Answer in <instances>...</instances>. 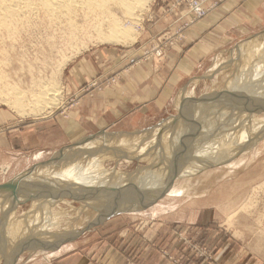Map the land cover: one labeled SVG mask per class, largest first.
Here are the masks:
<instances>
[{
  "label": "rangeland",
  "instance_id": "obj_1",
  "mask_svg": "<svg viewBox=\"0 0 264 264\" xmlns=\"http://www.w3.org/2000/svg\"><path fill=\"white\" fill-rule=\"evenodd\" d=\"M114 3L110 1L101 11L122 17L132 37L124 44L99 40L96 25L101 11L77 12L70 29L49 22L42 14L13 37L3 34L0 47L6 52L0 68L5 78L0 79V186L4 185L0 187V264H53L74 252L84 253L94 264H138L153 257L156 264H264V126L242 137L239 134L235 140L223 136L224 140L212 147L226 146L234 151L206 158L199 156H205L214 141L204 145L198 140V147L193 149V140L188 141L185 132L198 110L202 115L196 116L192 129L215 112L214 108L206 112L209 107H204L205 103L200 105L213 89L222 91L220 100L225 101L219 102V109L237 118L244 106L238 103L241 97L245 101L248 89L245 77L264 63V51H260L264 27L237 37L229 50L218 53L215 62L183 85L164 113L155 117L154 124L126 131L112 126L103 129L106 132L101 136L97 137L101 131L89 133L59 146L53 141L62 142V136L53 127L44 129L41 142H35L37 124L52 118L61 123L80 103L81 96L70 89L67 80L77 63L96 61L93 53L103 49L123 50V63L130 62L124 64L126 69L112 63L107 71L96 73L81 86L85 93L106 91L129 66L167 57L187 36L180 35L183 30L188 31L223 2L204 0L209 11L197 18L190 0H148L142 10L136 11L134 21L124 18L123 6ZM180 9L186 10L187 17L183 14L167 25L168 17ZM158 50L162 56L157 55ZM48 84L60 90L59 103L52 105L51 113L32 110L30 98L25 113H18L6 102L20 96L17 91L31 95V90L40 91ZM261 95L254 97L263 101ZM232 96L239 98L234 100ZM254 117L264 125V106ZM91 134L97 138L93 140ZM154 134L157 138L166 136L161 141ZM112 142L108 151H102V146ZM169 144L168 155H161ZM77 145L85 146L68 151ZM66 151L69 154H63ZM103 156L106 158L101 161ZM67 157L71 158L69 164ZM177 157H182L184 164L178 176L169 180ZM105 176L111 178L110 185L99 184ZM13 182V186L8 184ZM11 187L14 190H9ZM106 187H132L143 196L135 195L133 206L126 205L127 209L118 210L74 240L57 246L62 238L86 227L100 214L98 207L110 201L107 197L82 196L91 188ZM65 190L72 195L55 196ZM39 191L48 195L39 197Z\"/></svg>",
  "mask_w": 264,
  "mask_h": 264
},
{
  "label": "crops",
  "instance_id": "obj_2",
  "mask_svg": "<svg viewBox=\"0 0 264 264\" xmlns=\"http://www.w3.org/2000/svg\"><path fill=\"white\" fill-rule=\"evenodd\" d=\"M162 1L169 3L171 0ZM222 2L208 17L193 24L187 33L185 32V39H182L167 57L159 62L142 61L129 66L122 78L106 91L94 90L92 93H85L81 91V86L96 73L107 71L112 63L126 69L124 64L127 66L130 62L127 60L123 63V50L103 49L93 53L96 61L77 63L71 70L70 79L67 80L70 89L81 96L80 103L71 110L69 118L63 119L61 123L52 118L44 121L46 123L37 124L35 142H41L44 129L53 127H56L62 136V142L53 141V144L59 146L89 133L106 132L103 129L112 126H119L122 131H126L154 124L155 117L164 113V109L169 107L183 85L202 73L211 62H215L218 53L229 50L237 37L249 35L264 27V0ZM185 11L180 9L169 16L167 25L170 26L172 21L185 14ZM184 16L187 17V13ZM53 264L94 263L84 253L74 252ZM138 264L156 262L153 257Z\"/></svg>",
  "mask_w": 264,
  "mask_h": 264
},
{
  "label": "bare ground",
  "instance_id": "obj_3",
  "mask_svg": "<svg viewBox=\"0 0 264 264\" xmlns=\"http://www.w3.org/2000/svg\"><path fill=\"white\" fill-rule=\"evenodd\" d=\"M110 1H112V0H0V46H1V41L4 39L3 34H9V36L12 35V37H13V35L14 34L16 35V33H18L22 27H27V26L31 25V20H33L35 17H40V15H42V14L46 19H48L49 22H51L53 24H57V25H64L70 29V28L74 27L73 26L74 25V23H73L74 19L73 18H74V15L77 14V12H81V11H85V12L86 11L87 12L98 11L99 12V11L105 9V7H107V5L109 4ZM115 2L119 3L120 5L123 6V9L125 12V16L123 15V17L128 18V20L134 21V20H136V17H137L136 11L138 9L142 10L144 8V6H146L148 0H115ZM116 3H114V4H116ZM83 13L84 12H82V15H83ZM101 13H102V17L99 16L100 18H99L98 23L96 25V29H97V32L99 34V38H100L99 40L100 41H109V42H116L119 44H121V43L124 44V43L129 42V40L132 39V37L130 36V34L128 32L129 30L124 28V26H123L124 22H123L121 16L116 15V14H107V12H105V11L104 12L101 11ZM101 13H100V15H101ZM91 16H93V14ZM78 17H79V15H78ZM83 18H84V16H83ZM76 24H78V23H76ZM130 29H132V28H130ZM4 42L5 41H3L2 44ZM4 46H6V45H4ZM262 50L264 51V46L260 51H262ZM3 51H5V50L0 47V68H2L1 65L4 62V59L2 57ZM254 69L255 70L253 71V73L249 77L248 76H247V78L245 77L244 83H248V85H247L248 89L245 92L246 94L244 95L245 101L242 97L240 98L241 100L238 104L243 102L244 106L241 110L239 109V114H238V116H236L237 117L236 119H234V117L232 115L230 116V114H228L229 112L225 111V113H223L224 111H221L219 109V106H220L219 102L220 103L225 102V101L220 100V96H221L220 94L222 91L213 92V90H214L213 89L210 99L206 98V100H204V102H201L200 105L202 103H205L203 106L209 107L206 110V112L211 111L212 108H214L213 110H215V112H213L205 121H203V124H201L199 127L192 129V128H189L188 125L185 126V132L187 134L188 141L191 142V140H193L191 142L193 145V149L198 147V145H199L197 143L198 140H202L204 142V145H206V143L214 141L211 144V149L207 150L208 152L205 153V156L204 155H202L203 157L199 156L200 158H206L208 156H212V155L227 152V151L230 152V150L234 151V148H231V147L228 148L226 146H223V147H212V146H215L217 142L221 141L222 139L224 140V138L228 139V136L230 138H234V140H235V139H238V138L244 136L245 134H247L248 131H251L253 129H258L259 127H261V129H262V126H264V125H262L263 122L259 123L257 118L254 117V115L259 113V111L262 110V107L264 106V100L260 101V98L258 100V98L254 97V95H257V94L258 95L264 94V63L262 65L260 63L259 66H256V68H254ZM0 79H5V78H3V75L1 77V72H0ZM237 82H238V80H237ZM35 83L36 82H34V84ZM52 86H53V84L52 85L48 84V86L42 87V89L40 91L31 90V95H29L28 92H25V91H23V92L17 91L20 94V96L16 97L15 100L7 99L6 102L9 105H11V107L16 109V111L18 113H25V110H27L26 107H28V103H27L28 99L27 98H30L31 99L30 106H31L32 110L38 109L40 114H43L44 112H48V111L50 112V110H52V108H53L52 105L59 103V99H60V97H59L60 90H58ZM1 89H2V83L0 81V90ZM244 90H246V89H244ZM240 91H243V90H240ZM254 92H257V93L254 94ZM222 95H223V93H222ZM233 98L234 97L232 96V99ZM237 98H239V97H237ZM262 98H263V96H262ZM236 99L234 98V100H236ZM196 102H198V101H196ZM253 105H256V107L253 108L252 107ZM199 107H202V106H199ZM215 107H217V109ZM249 110H251V111H249ZM201 115H202V111L198 110L196 112V114L193 115V117H194L193 119H195L196 116H201ZM168 124H170V123H168ZM176 129H177V127H176ZM257 132H258V130H257ZM155 133L158 134L159 132L155 131ZM103 134H100L99 136H101ZM156 134H154L155 138H157ZM239 134H240V137H239ZM91 136L92 137H90V138H92L93 140H94V138L98 137V136L95 137V135H91ZM165 136L166 135H161L160 138H157V139L158 140L160 139L161 141H163V138ZM223 136H225V137L223 138ZM177 137L179 138L178 135H177ZM102 139L106 140V139H111V138L110 137L109 138L102 137ZM166 141H169V140H166ZM194 141H196V142H194ZM169 142L171 144V141H169ZM126 143H127V140H125V142L123 141V146ZM112 144H113V142L109 143L105 146H102V148H103L102 151H108V149L110 148V146ZM166 144H168V143H166ZM170 144L167 145L166 149L163 151V153L161 155L169 153V150L171 148H168V147H171ZM84 146L85 145H83L82 147H84ZM151 146L152 145H148V148ZM82 147H79L78 145L73 146L72 150L70 149L68 151L69 152L74 151V150L78 151V150H81ZM143 147H144V149H146L145 146H143ZM132 149H134V148H132ZM68 151L64 152L63 154H65V153L69 154ZM172 154H173V152H172ZM130 155H133V153L129 154V156ZM161 155L159 157H161ZM60 156L61 155H59V157ZM105 158L106 157L103 156L101 161H103V159H105ZM177 158L178 159L176 161H178V163L176 165H173L171 162L172 166L170 169L169 180L176 178L178 176V172H180L182 165L184 164L183 163L184 160L182 157H180V158L177 157ZM69 159H71V158L70 157L66 158L67 164H69V162H68ZM195 160H197V159H195ZM175 162H173V163H175ZM163 163H165V162H163ZM165 164H167V163H165ZM36 173L37 172H35L34 175ZM89 173H91V172H89ZM108 175L109 176L111 175V177L115 176L113 174H108ZM32 178L33 177H31L28 180L31 181ZM108 178H109L108 176L101 178L102 181H99V184L105 185V183H106L107 185H110L111 183L109 184L108 180L111 178H109V179ZM84 183H86V182H84ZM26 184H29V183H26ZM86 184L88 185V183H86ZM63 188L67 189L68 187H63ZM93 188H91V190L88 191V193L83 195L82 197H86V198L87 197L88 198L93 197L94 199H97L99 197H103V198L107 197L110 199V201L108 202L107 205L104 204L105 208L102 211H100V214L96 218H94L91 222H89L86 227L82 228L77 233H75L71 236H68L67 238H62L58 242L57 246L65 243L71 239L74 240L75 238L80 236L84 231H87V230L91 229L92 227H94L95 225L102 223L106 218H108L112 214L116 213L118 210L124 209L126 205L128 207L133 206V204L135 203V200H136L135 195L143 196V193L140 190H137L136 188H132V187L131 188L106 187L103 189H93ZM1 190H4V189H1ZM9 190H14V189H12V187H11V188H9ZM47 193H46V191L45 192L39 191L38 195H39V197H42V196L46 195ZM60 193L57 192L55 194V196L72 195V194H70V191H68V190L60 191ZM127 197L129 198V200ZM124 202H127V203H124ZM96 206H98V204ZM127 208H125V209H127ZM44 224L46 225V223H44ZM42 227H44V226H42Z\"/></svg>",
  "mask_w": 264,
  "mask_h": 264
},
{
  "label": "built area",
  "instance_id": "obj_4",
  "mask_svg": "<svg viewBox=\"0 0 264 264\" xmlns=\"http://www.w3.org/2000/svg\"><path fill=\"white\" fill-rule=\"evenodd\" d=\"M190 6H191V9L195 12L197 18H201V17L206 16L208 11H209L204 6V0H190ZM194 20H196V19H194ZM185 32H186V30H183L180 35L185 37ZM163 49L166 51V48H163ZM157 55L162 56V51L158 50Z\"/></svg>",
  "mask_w": 264,
  "mask_h": 264
},
{
  "label": "water",
  "instance_id": "obj_5",
  "mask_svg": "<svg viewBox=\"0 0 264 264\" xmlns=\"http://www.w3.org/2000/svg\"><path fill=\"white\" fill-rule=\"evenodd\" d=\"M210 97H211V94L209 93L208 94V96H207V98L208 99H210ZM207 99V100H208ZM195 124V119H191V122L189 123V124H187L188 126H189V128H192V125H194ZM105 131H101L100 132V134L101 133H104ZM127 134H134V133H131V132H126ZM100 134H98L97 136H99ZM183 135V134H182ZM8 184H11L10 186H13L14 185V182H13V184L12 183H8ZM4 185H2V186H0V187H3ZM6 186V185H5ZM105 207H104V204H102V205H100L99 207H98V211L97 212H99V211H102L103 209H104Z\"/></svg>",
  "mask_w": 264,
  "mask_h": 264
}]
</instances>
